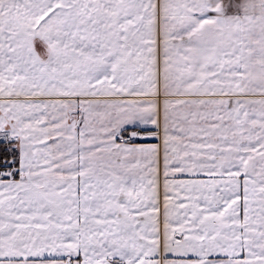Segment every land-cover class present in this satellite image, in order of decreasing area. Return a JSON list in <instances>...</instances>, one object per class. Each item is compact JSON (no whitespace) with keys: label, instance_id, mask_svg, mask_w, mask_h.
Listing matches in <instances>:
<instances>
[{"label":"snow or ice","instance_id":"6c2138e0","mask_svg":"<svg viewBox=\"0 0 264 264\" xmlns=\"http://www.w3.org/2000/svg\"><path fill=\"white\" fill-rule=\"evenodd\" d=\"M0 264H264V0H0Z\"/></svg>","mask_w":264,"mask_h":264}]
</instances>
